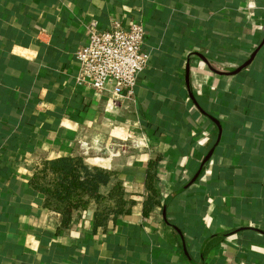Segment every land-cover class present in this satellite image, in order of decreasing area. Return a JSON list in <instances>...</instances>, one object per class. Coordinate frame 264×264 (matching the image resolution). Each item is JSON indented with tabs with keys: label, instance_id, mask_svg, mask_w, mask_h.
Returning a JSON list of instances; mask_svg holds the SVG:
<instances>
[{
	"label": "crops",
	"instance_id": "obj_1",
	"mask_svg": "<svg viewBox=\"0 0 264 264\" xmlns=\"http://www.w3.org/2000/svg\"><path fill=\"white\" fill-rule=\"evenodd\" d=\"M93 19L145 26L131 100L76 80ZM75 155L129 213L45 206L36 167ZM0 264H264V0H0Z\"/></svg>",
	"mask_w": 264,
	"mask_h": 264
},
{
	"label": "trees",
	"instance_id": "obj_2",
	"mask_svg": "<svg viewBox=\"0 0 264 264\" xmlns=\"http://www.w3.org/2000/svg\"><path fill=\"white\" fill-rule=\"evenodd\" d=\"M118 175L114 170L89 166L82 155L64 156L43 160L33 173L31 185L43 194L48 209L62 215L64 225L70 224L74 213L96 205V225L100 226L111 216L116 218L129 213L134 204V200L127 197ZM153 178L154 174L149 173L147 185L150 186ZM151 188L154 193L145 213L158 202Z\"/></svg>",
	"mask_w": 264,
	"mask_h": 264
},
{
	"label": "built area",
	"instance_id": "obj_3",
	"mask_svg": "<svg viewBox=\"0 0 264 264\" xmlns=\"http://www.w3.org/2000/svg\"><path fill=\"white\" fill-rule=\"evenodd\" d=\"M85 34L86 43L75 53L80 65L77 82L125 101L133 99L139 75L150 62V54L143 49L144 24L135 19L127 25L113 21L103 29L93 19L86 25Z\"/></svg>",
	"mask_w": 264,
	"mask_h": 264
},
{
	"label": "water",
	"instance_id": "obj_4",
	"mask_svg": "<svg viewBox=\"0 0 264 264\" xmlns=\"http://www.w3.org/2000/svg\"><path fill=\"white\" fill-rule=\"evenodd\" d=\"M256 53H254L255 55ZM254 55L251 57V59L249 61H247L244 65H242L241 67H239L236 71H234V73L238 72L239 70H241L243 67H245L247 64H249L251 62V60L253 59Z\"/></svg>",
	"mask_w": 264,
	"mask_h": 264
}]
</instances>
